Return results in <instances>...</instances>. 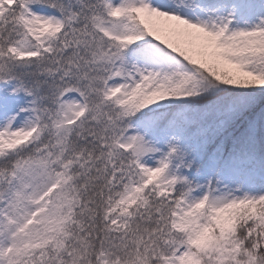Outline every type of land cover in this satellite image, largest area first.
<instances>
[{"label": "snow or ice", "instance_id": "snow-or-ice-1", "mask_svg": "<svg viewBox=\"0 0 264 264\" xmlns=\"http://www.w3.org/2000/svg\"><path fill=\"white\" fill-rule=\"evenodd\" d=\"M0 264H264V0H0Z\"/></svg>", "mask_w": 264, "mask_h": 264}]
</instances>
